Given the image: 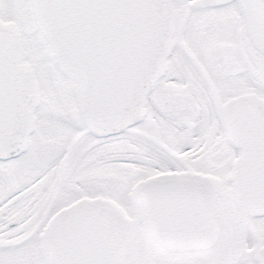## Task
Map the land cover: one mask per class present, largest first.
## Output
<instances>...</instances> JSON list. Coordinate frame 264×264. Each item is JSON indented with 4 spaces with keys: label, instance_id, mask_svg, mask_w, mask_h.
I'll use <instances>...</instances> for the list:
<instances>
[{
    "label": "snow or ice",
    "instance_id": "obj_1",
    "mask_svg": "<svg viewBox=\"0 0 264 264\" xmlns=\"http://www.w3.org/2000/svg\"><path fill=\"white\" fill-rule=\"evenodd\" d=\"M0 264H264V0H0Z\"/></svg>",
    "mask_w": 264,
    "mask_h": 264
}]
</instances>
